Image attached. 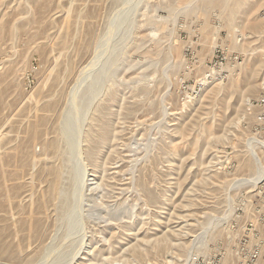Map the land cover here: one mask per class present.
Returning a JSON list of instances; mask_svg holds the SVG:
<instances>
[{
    "label": "rangeland",
    "instance_id": "374dc122",
    "mask_svg": "<svg viewBox=\"0 0 264 264\" xmlns=\"http://www.w3.org/2000/svg\"><path fill=\"white\" fill-rule=\"evenodd\" d=\"M0 264H264V0H0Z\"/></svg>",
    "mask_w": 264,
    "mask_h": 264
},
{
    "label": "bare ground",
    "instance_id": "6f19581e",
    "mask_svg": "<svg viewBox=\"0 0 264 264\" xmlns=\"http://www.w3.org/2000/svg\"><path fill=\"white\" fill-rule=\"evenodd\" d=\"M218 1H220V0H207V3H208V4H210V3H214V4H215V3H217ZM48 146H49V147H48ZM48 146H47L48 148H52V144H50V145H48ZM48 148H47V149H48Z\"/></svg>",
    "mask_w": 264,
    "mask_h": 264
}]
</instances>
